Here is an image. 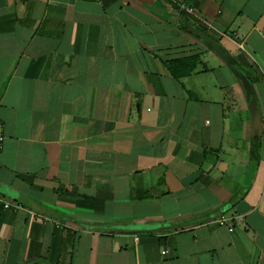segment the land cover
Masks as SVG:
<instances>
[{
	"label": "crops",
	"instance_id": "crops-1",
	"mask_svg": "<svg viewBox=\"0 0 264 264\" xmlns=\"http://www.w3.org/2000/svg\"><path fill=\"white\" fill-rule=\"evenodd\" d=\"M0 128V264H264V0H0Z\"/></svg>",
	"mask_w": 264,
	"mask_h": 264
},
{
	"label": "water",
	"instance_id": "water-1",
	"mask_svg": "<svg viewBox=\"0 0 264 264\" xmlns=\"http://www.w3.org/2000/svg\"><path fill=\"white\" fill-rule=\"evenodd\" d=\"M198 35L199 39L204 42L216 55V57L226 65L234 74V76L240 81L242 88L244 90L248 105L251 109L252 120L256 122V118L258 115L256 99L254 95V90L252 87V83L250 79L247 77L245 71L236 61L234 56L229 53L226 48L213 37L205 34L203 31L197 30L193 31Z\"/></svg>",
	"mask_w": 264,
	"mask_h": 264
},
{
	"label": "built area",
	"instance_id": "built-area-1",
	"mask_svg": "<svg viewBox=\"0 0 264 264\" xmlns=\"http://www.w3.org/2000/svg\"><path fill=\"white\" fill-rule=\"evenodd\" d=\"M178 5V8H177V12L179 13V14H181L182 16H193L195 13H194V11H193V9L192 8H190V7H188V6H186L184 3H179V4H177ZM235 37V36H234ZM240 47H242L241 45H240ZM3 141H4V135H3V133H2V130H1V128H0V151H1V149H2V144H3ZM2 203V202H1ZM10 207H14L15 209H17V208H20L18 205H11L10 203H8V202H4V203H2V208L3 209H7V208H10ZM227 221V219H226V217L225 216H221V217H219V219H218V222L220 223V224H225V222ZM229 230H231V228H229Z\"/></svg>",
	"mask_w": 264,
	"mask_h": 264
},
{
	"label": "trees",
	"instance_id": "trees-1",
	"mask_svg": "<svg viewBox=\"0 0 264 264\" xmlns=\"http://www.w3.org/2000/svg\"><path fill=\"white\" fill-rule=\"evenodd\" d=\"M184 21V20H183ZM184 30H186L187 32H190V33H193L196 37H198V35L197 34H195L193 31H197V30H200V31H202L201 29H198V28H195L194 29V27H192V26H189L188 24H184ZM199 38V37H198Z\"/></svg>",
	"mask_w": 264,
	"mask_h": 264
}]
</instances>
